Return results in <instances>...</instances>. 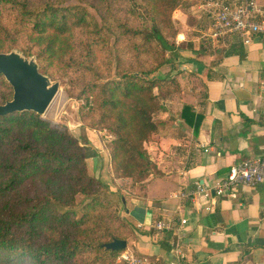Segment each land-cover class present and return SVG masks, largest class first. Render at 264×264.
Returning <instances> with one entry per match:
<instances>
[{
	"label": "trees",
	"instance_id": "trees-1",
	"mask_svg": "<svg viewBox=\"0 0 264 264\" xmlns=\"http://www.w3.org/2000/svg\"><path fill=\"white\" fill-rule=\"evenodd\" d=\"M183 2L0 0V53L34 58L51 81L67 78L79 89L89 126L113 135V177L141 185L154 173L146 144L161 123L160 93L165 101L180 92L177 80L154 74L174 45L172 13ZM12 96L0 74V105ZM83 152L34 111L0 116V264H112L125 250L104 246L134 231L88 174Z\"/></svg>",
	"mask_w": 264,
	"mask_h": 264
},
{
	"label": "crops",
	"instance_id": "crops-1",
	"mask_svg": "<svg viewBox=\"0 0 264 264\" xmlns=\"http://www.w3.org/2000/svg\"><path fill=\"white\" fill-rule=\"evenodd\" d=\"M204 1L184 0L172 15L177 35L161 73L176 76L180 92L154 116L161 123L146 144L154 173L141 185L111 183L98 154L88 168L134 229L125 251L157 264H264V183L237 187L235 199L174 196L196 183L212 187L237 160L264 155V34L247 44L209 38ZM254 1L253 19L264 20V0ZM169 216L173 228H151Z\"/></svg>",
	"mask_w": 264,
	"mask_h": 264
},
{
	"label": "built area",
	"instance_id": "built-area-1",
	"mask_svg": "<svg viewBox=\"0 0 264 264\" xmlns=\"http://www.w3.org/2000/svg\"><path fill=\"white\" fill-rule=\"evenodd\" d=\"M201 7L209 19L207 36L213 40H223L228 36H238L245 44L253 35L264 34V20H254L251 10L255 8L254 0H205ZM264 183V155L242 158L230 165L227 175L212 187L196 183L194 188L179 191L174 196L181 200H192L201 195L206 198L226 196L237 198V187H253ZM180 223H185L184 219ZM174 218L169 216L157 220L151 225L156 231L173 228ZM179 253V246L176 248ZM119 259L124 264H157L148 256H139L129 251H123Z\"/></svg>",
	"mask_w": 264,
	"mask_h": 264
},
{
	"label": "rangeland",
	"instance_id": "rangeland-1",
	"mask_svg": "<svg viewBox=\"0 0 264 264\" xmlns=\"http://www.w3.org/2000/svg\"><path fill=\"white\" fill-rule=\"evenodd\" d=\"M68 3H75V1H71ZM89 10L93 14H95L92 8H89ZM169 49H167L165 55L166 63L155 72L154 76L158 79L177 80L176 76L167 77V76H163L161 73L163 69L168 65ZM151 77L152 76L148 78ZM56 81L59 83V90L56 96L54 97L53 101L47 108L46 112L40 115L41 119L46 121L52 128H55L60 131H64V130L68 131L69 134H71L73 137H75L78 140L79 144L83 147V151H84L83 153L85 155L87 170L90 176L96 177L94 174L90 172L88 168L87 159L89 155L98 154L103 156L107 160L106 165L108 167V170H110L109 179H108L109 182L117 184L115 179H120L122 180L120 181L122 182V184H124L125 181H127L126 184H132L129 178L113 177L112 167H111V163H112L111 156L107 148V143L109 142V140L113 138V135L110 134L107 129H99L98 127L92 128L89 126L91 119L90 117L86 116L89 107L88 100L86 101L84 97L78 95L79 89L71 86L68 83L67 78L52 80L51 82H56ZM154 92L157 93L156 88L154 89ZM160 94H161V101L164 106V101H163L164 93L162 92ZM96 178L100 180L105 186L104 190L102 191V194L104 195V193L107 190V185L101 180L100 176ZM29 192L32 193V188L29 189ZM77 200H78V205L75 208V210L77 211V215L80 216L79 207L82 205V202L85 201V199L83 200V197L79 196ZM110 202L116 207L117 213L121 218L124 219L126 224L132 227V225L125 220V218L122 215V211L118 208V206L112 201ZM121 234L123 235V232H121ZM119 255L120 253L116 256L112 264H124V262L119 259Z\"/></svg>",
	"mask_w": 264,
	"mask_h": 264
},
{
	"label": "water",
	"instance_id": "water-1",
	"mask_svg": "<svg viewBox=\"0 0 264 264\" xmlns=\"http://www.w3.org/2000/svg\"><path fill=\"white\" fill-rule=\"evenodd\" d=\"M0 74L13 89L12 99L0 105V116L24 110L42 115L59 90V83L41 73L34 58H25L16 51L0 53ZM126 245L120 239L104 244L111 250H124Z\"/></svg>",
	"mask_w": 264,
	"mask_h": 264
}]
</instances>
